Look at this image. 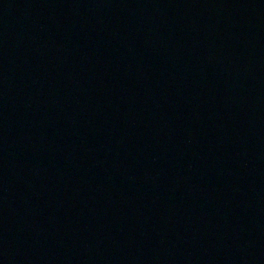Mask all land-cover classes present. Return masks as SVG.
<instances>
[{
    "label": "water",
    "instance_id": "1",
    "mask_svg": "<svg viewBox=\"0 0 264 264\" xmlns=\"http://www.w3.org/2000/svg\"><path fill=\"white\" fill-rule=\"evenodd\" d=\"M0 264H264V0H0Z\"/></svg>",
    "mask_w": 264,
    "mask_h": 264
}]
</instances>
